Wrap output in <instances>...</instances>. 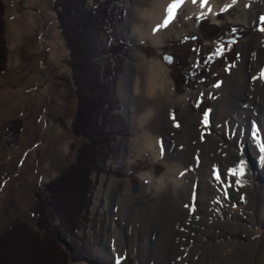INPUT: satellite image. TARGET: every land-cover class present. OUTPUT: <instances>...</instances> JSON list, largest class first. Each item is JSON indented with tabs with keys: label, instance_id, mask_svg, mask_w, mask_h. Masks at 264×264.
I'll return each mask as SVG.
<instances>
[{
	"label": "rangeland",
	"instance_id": "obj_1",
	"mask_svg": "<svg viewBox=\"0 0 264 264\" xmlns=\"http://www.w3.org/2000/svg\"><path fill=\"white\" fill-rule=\"evenodd\" d=\"M3 2L0 234L18 222L35 225L36 188L44 190L72 165L82 142L71 128L74 86L54 2ZM115 2L123 11L115 37L130 49L118 74L110 75L107 57L99 65L114 83L112 114L122 118L124 131L91 176L88 222L75 242L67 240L84 243L91 255L70 264H264V0H242L214 16L188 17L180 4L171 19L155 24V39L131 30L144 0ZM105 40L100 34L102 45ZM146 62L157 63L167 81L155 122L153 114L149 121L136 114L143 103L136 83ZM16 119L24 129L19 146L9 148L5 126ZM150 129L157 154L142 145ZM172 162L180 168L179 188L158 197L154 183L167 178ZM50 217L49 227L59 229ZM169 231L180 233L172 245ZM49 235L65 251L62 235Z\"/></svg>",
	"mask_w": 264,
	"mask_h": 264
},
{
	"label": "trees",
	"instance_id": "obj_2",
	"mask_svg": "<svg viewBox=\"0 0 264 264\" xmlns=\"http://www.w3.org/2000/svg\"><path fill=\"white\" fill-rule=\"evenodd\" d=\"M58 29L68 49V66L74 86L75 113L71 120L72 132L82 140L75 148L76 158L42 190L37 187L31 206L35 225L18 222L0 234V264H70L88 261L90 249L75 242L82 224L88 222L91 205V176L100 172V166L109 159L111 142L123 129L122 118L113 115L114 83L105 81L99 65L107 57L110 75L118 74L123 57L130 46L115 37V25L122 21V9H116L115 0H52ZM106 35L105 43L100 34ZM5 4L0 0V79L6 71L8 49L6 44ZM120 125L114 131V122ZM6 145L18 147L24 122L16 119L5 126ZM45 192V193H44ZM53 214L58 228L49 227ZM84 226V225H83ZM55 240L61 234L65 251L57 249ZM49 233V234H48ZM45 236V237H44ZM74 244V243H73Z\"/></svg>",
	"mask_w": 264,
	"mask_h": 264
},
{
	"label": "bare ground",
	"instance_id": "obj_3",
	"mask_svg": "<svg viewBox=\"0 0 264 264\" xmlns=\"http://www.w3.org/2000/svg\"><path fill=\"white\" fill-rule=\"evenodd\" d=\"M238 2H241V4H243L242 0H195V2L194 0H182V2L181 0H144L143 4L144 6H146V8L144 10L137 11V16L139 17L138 18L139 22L137 24L139 26L137 27V29H135L136 26L132 25L131 30H133V32L137 31L139 34L143 35L144 37H148L151 39L157 38L159 36L158 35L159 33L155 28V24L163 22L167 17H169L168 9L170 5H172L173 3H179V5L182 4L186 9L187 16L189 17V16H193L194 14L214 16L215 12L218 11L220 8L228 9L230 7H234L235 5H238ZM242 22L244 23L245 20ZM247 24H249V22H247ZM139 71L140 74L136 84L139 94L138 96L142 99L143 103H141L139 107H137L136 114L140 115L141 118H144L145 121L151 120L149 114H153L152 120L155 122L157 117V111H156V109H158L157 106L162 104L164 101L163 93L164 92L166 93L167 81L163 79L162 69L157 63L154 62L142 63L140 64ZM227 91H224V93ZM263 95H264V90H263ZM262 101L264 102V97ZM152 135L153 132L151 131V129L148 131H144L142 137V145L144 147L151 148L153 153L157 154L159 152V148L157 146L156 137H153ZM179 176H180L179 165L173 164L172 162L170 164V172L167 178H160L158 181L154 183V186L156 187L155 189L156 191H153V194L158 197H162V195L167 191H169L170 189L173 192L177 191L181 182V181H177V177ZM152 186L153 185H151L150 187L152 188ZM128 192L130 194L129 190ZM146 193L147 191L144 192V194ZM215 234H216L215 232L212 233V235ZM176 236H180V233L178 234L177 232L169 231V233L167 234L166 241L168 243L170 241L172 245ZM119 238L121 239L122 235H119ZM120 242L123 243V241ZM121 243L118 246H120ZM144 245H146V243H144ZM122 246L123 244L120 247Z\"/></svg>",
	"mask_w": 264,
	"mask_h": 264
},
{
	"label": "snow or ice",
	"instance_id": "obj_4",
	"mask_svg": "<svg viewBox=\"0 0 264 264\" xmlns=\"http://www.w3.org/2000/svg\"><path fill=\"white\" fill-rule=\"evenodd\" d=\"M182 2V0H181ZM195 2V0H194ZM179 7V3H173L172 5H170L168 11H169V19L172 18V16L174 15V10ZM168 23V20L165 21V25Z\"/></svg>",
	"mask_w": 264,
	"mask_h": 264
},
{
	"label": "water",
	"instance_id": "obj_5",
	"mask_svg": "<svg viewBox=\"0 0 264 264\" xmlns=\"http://www.w3.org/2000/svg\"><path fill=\"white\" fill-rule=\"evenodd\" d=\"M166 59H168V60H169V56H168V57H166Z\"/></svg>",
	"mask_w": 264,
	"mask_h": 264
}]
</instances>
